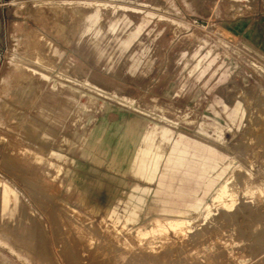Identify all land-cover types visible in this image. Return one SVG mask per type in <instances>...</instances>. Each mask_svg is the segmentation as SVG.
I'll list each match as a JSON object with an SVG mask.
<instances>
[{
  "label": "rangeland",
  "instance_id": "374dc122",
  "mask_svg": "<svg viewBox=\"0 0 264 264\" xmlns=\"http://www.w3.org/2000/svg\"><path fill=\"white\" fill-rule=\"evenodd\" d=\"M119 1L103 0L113 9L129 6ZM125 1L154 20L86 9L90 18L70 25L75 34L69 39L58 32L57 18L42 21L40 14L47 16L50 8L54 17L60 12L54 0H0V183L24 209L21 226L6 224L18 217L0 210V264H119L118 249L107 240L94 239L91 246L76 234L79 221L71 214L94 226L110 209L123 214L125 206L140 207L137 224L159 215L151 210L163 207L153 202L156 180L133 178L150 141L158 148L161 139L171 145L184 134L237 158L246 170L262 157L264 0ZM40 35L63 53L47 56L48 66L40 62L48 71L32 64ZM69 61L77 63V72L65 71ZM19 68L49 77L28 112L7 94ZM44 96L53 112L39 121L45 128L37 126L36 137L27 136L24 127L36 119ZM250 173L255 184H264V164ZM238 206L231 214L217 213L187 242L168 245L164 258L145 261L264 264V199L249 204L241 197ZM203 247L207 256L200 254Z\"/></svg>",
  "mask_w": 264,
  "mask_h": 264
},
{
  "label": "bare ground",
  "instance_id": "6f19581e",
  "mask_svg": "<svg viewBox=\"0 0 264 264\" xmlns=\"http://www.w3.org/2000/svg\"><path fill=\"white\" fill-rule=\"evenodd\" d=\"M46 1L50 2V4L53 2V0ZM54 1L60 12L54 17L52 13L55 14V10L50 8L47 16L46 13L40 14L44 15L42 21L46 23L47 19L57 18L59 22L58 32H67L68 36L75 34L69 28L70 25L73 27L79 23L81 25L84 19L90 18L88 14L83 13L86 9L96 10L102 8L117 13L131 12L154 20V15L129 7L131 2L125 0H120L119 3L129 6L124 8L116 6L114 9L106 5L103 0ZM36 4H40L41 9H46L41 2ZM141 8L144 9V5ZM151 33L152 30H149L147 35ZM33 53V66L43 71H48V68L40 66L42 60L47 65V62H50L47 60V56L50 54L61 56L63 54L42 35L37 37ZM65 67V71L71 69L70 72H77L79 70L76 62L69 61ZM18 72L20 78H14L11 81L7 94L16 106L28 112L34 106L35 101L39 99L40 92L49 77L44 73L40 74L33 70L28 71L19 68ZM49 101L50 99L47 96L40 99L35 113L36 119L32 117L27 121L23 130L25 135L36 137L38 128H45L39 121L48 119L53 112V107ZM248 104L250 105V102ZM11 117L16 120L15 114H12ZM261 119L264 120V114L261 115ZM168 142L169 139H161L158 148H153L154 145L150 141L147 146L149 151L142 153L137 158L139 165L135 167L133 175V178L138 181L156 180V189L152 194L153 202L162 203L163 207L159 208L157 206L151 210L159 215H154L144 223L137 224V217L139 216L137 212L140 207L133 205L128 208L125 206L123 214L117 212L116 209H110L106 215V220L101 219L94 226L92 219L83 216L84 219L81 222L78 214L69 213L75 215L77 222L79 221V224H75L79 228L76 234L83 235V239L89 240L91 246L94 243V239H103V241H108L110 247L112 245V247L118 249L117 253H119L118 256L121 259L119 264H163L156 262L147 263L145 259L147 257L149 260L164 258L165 255L162 252L168 245L176 246L187 242L196 229L211 222L217 213L231 214L236 211L241 197L248 201L249 204H255V198L257 197L264 199V184H255L250 173L255 164H264V141L259 144V148L262 150V157L256 159V161H251L247 170L237 163V158L222 156L215 150V147L210 146L206 142L187 137L184 134H178L171 145H168ZM129 145V142L124 143L126 148L122 151L123 155L127 153ZM19 153L21 155L30 154L28 150H22ZM254 157L255 155L252 156V158ZM34 159L38 163H44L41 159ZM241 171L244 172V175H240L239 172ZM156 172L157 175L155 177ZM237 172L239 173L238 175L236 174ZM175 183H177L176 187ZM135 190L140 191L139 188H135ZM176 198H191L195 199V202L181 206L174 204ZM0 210L3 213H15L18 217L5 220L6 224L9 226H14L15 224L21 226L22 218L20 217L22 212H24L23 206L15 205L14 195L1 183ZM196 224L199 226L197 227ZM234 225H232V228H234ZM96 227L97 229H95ZM29 240L31 239L29 238ZM27 242L29 243L28 240ZM0 243L2 244V241ZM201 250L200 254L207 256L206 253L209 249L203 247ZM187 257L190 258L189 255Z\"/></svg>",
  "mask_w": 264,
  "mask_h": 264
}]
</instances>
